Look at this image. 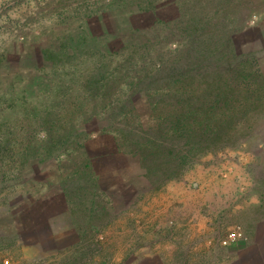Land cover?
Listing matches in <instances>:
<instances>
[{"label":"rangeland","instance_id":"374dc122","mask_svg":"<svg viewBox=\"0 0 264 264\" xmlns=\"http://www.w3.org/2000/svg\"><path fill=\"white\" fill-rule=\"evenodd\" d=\"M206 22L226 33L187 46L191 60L175 79L218 84L224 72V89L242 96L241 136L232 130L179 176L155 181L124 150L94 163L105 147L86 132L39 135L50 113L69 116L65 128L101 131L90 112L111 111L110 96L92 98L80 83L97 74L89 65L99 51L117 61L128 42L155 47L177 26L201 31ZM62 44L75 59L54 52ZM177 91L187 95L186 83ZM96 172L116 175L122 192L101 191ZM235 226L242 238L224 245ZM87 247L89 263L80 261ZM0 264H264V0H0Z\"/></svg>","mask_w":264,"mask_h":264},{"label":"trees","instance_id":"16d2710c","mask_svg":"<svg viewBox=\"0 0 264 264\" xmlns=\"http://www.w3.org/2000/svg\"><path fill=\"white\" fill-rule=\"evenodd\" d=\"M250 12L245 11L246 20ZM186 22L190 20L186 18ZM196 23L198 24L197 20ZM176 24L177 22L172 27ZM206 24V28L201 31L196 27L177 26L174 28L173 38L164 39L155 47L141 45L139 42H128L122 53L130 54L117 61H106L108 56L99 51L96 54V57L100 55L99 60L89 65L91 70L98 68L97 74L93 77L89 75L85 81L82 77L80 83L82 82V89L92 93V98L99 95L110 96L111 111L96 109L95 112H90L88 123L94 118L102 122L104 125L101 131L94 132V127L83 125L80 128L73 126L65 128L61 125L69 121V116L68 120H58L57 114L50 113L39 117V128L37 127L39 135L45 140L54 135V138L60 137L69 141L86 132L87 140L100 139L105 147L104 155L95 157L94 163L106 161L109 154H118L124 150L129 155L139 157L145 168L146 178L155 181L159 178L169 180L179 176L185 171L190 158L195 154L214 150L215 146H220L219 143H226L232 130H235L236 136L238 134L241 136L242 110L237 108V105L241 106L242 96L235 90L230 92L224 89L220 83V80H226L222 77L224 72H219L221 77H218V84H214L209 78L202 81H196V77L175 79L174 71L188 52L187 46L192 48L196 43L199 50V43L202 40L205 43V40H212L215 35L226 33L224 30L212 31L208 28L210 23ZM173 41L177 43L176 49L168 52L162 50L168 48ZM65 45L62 44L59 48L52 46V49L63 59L67 57L75 59L74 54H68L69 50L65 49ZM202 51L203 49L199 51L200 55ZM119 54L120 52H115L110 57L114 58ZM189 60L191 57L186 55L184 62L187 63ZM194 62L197 65L196 59ZM62 65L66 70L67 64ZM188 65V70L195 72L196 65ZM113 66L115 67L112 68ZM76 71L77 69H71L68 72L74 74ZM83 82H87L85 86ZM182 82H185L188 88L187 95H181L177 91ZM197 83L206 89L198 91ZM140 100L147 103L146 113L142 111ZM74 111L70 114H89L87 110ZM216 121H220V124L215 123ZM95 174L101 191L112 197L118 196L112 192L113 190H117V193L122 192L121 182L116 175L99 172ZM84 250L81 256L85 257L80 261L84 259L88 261L89 257L86 255L92 249L87 247Z\"/></svg>","mask_w":264,"mask_h":264},{"label":"built area","instance_id":"2783aa9c","mask_svg":"<svg viewBox=\"0 0 264 264\" xmlns=\"http://www.w3.org/2000/svg\"><path fill=\"white\" fill-rule=\"evenodd\" d=\"M243 236V231L240 226H235L230 230L229 235L226 239H224L223 243L224 245H228L234 241H238L242 238Z\"/></svg>","mask_w":264,"mask_h":264}]
</instances>
